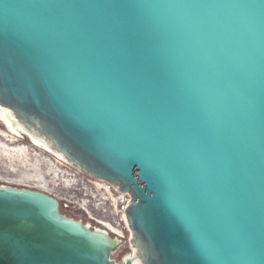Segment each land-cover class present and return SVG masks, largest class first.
Here are the masks:
<instances>
[{
    "label": "water",
    "instance_id": "obj_1",
    "mask_svg": "<svg viewBox=\"0 0 264 264\" xmlns=\"http://www.w3.org/2000/svg\"><path fill=\"white\" fill-rule=\"evenodd\" d=\"M0 127L130 196L0 181V264H264V0H0Z\"/></svg>",
    "mask_w": 264,
    "mask_h": 264
},
{
    "label": "built area",
    "instance_id": "obj_2",
    "mask_svg": "<svg viewBox=\"0 0 264 264\" xmlns=\"http://www.w3.org/2000/svg\"><path fill=\"white\" fill-rule=\"evenodd\" d=\"M62 163L68 165L65 162ZM63 164L57 162L61 170L60 176H56V188L48 194L77 206L97 224L123 238L118 249L124 248L127 245V239L119 214L123 212L120 206L130 201V196L117 191L108 183L83 174L72 166L63 170L60 166Z\"/></svg>",
    "mask_w": 264,
    "mask_h": 264
},
{
    "label": "bare ground",
    "instance_id": "obj_3",
    "mask_svg": "<svg viewBox=\"0 0 264 264\" xmlns=\"http://www.w3.org/2000/svg\"><path fill=\"white\" fill-rule=\"evenodd\" d=\"M6 133L7 132L0 130V136L4 138L3 141L0 140V164H4L12 173L17 172V175L15 178L5 179L1 172L0 181H3L1 179L3 178L5 179V183L25 187H31V185H33L32 188H36L39 191L47 193L53 192L56 188V183L52 182L53 185H51V182L46 179V173L43 169V173H41L40 168L44 166L53 178H56L55 176L59 177L61 170L58 168L56 162L51 158L43 156V152L37 153L36 151H31L29 146H13L15 141H18V138ZM17 161H19L18 163L22 164L24 168H21L22 166H17Z\"/></svg>",
    "mask_w": 264,
    "mask_h": 264
},
{
    "label": "rangeland",
    "instance_id": "obj_4",
    "mask_svg": "<svg viewBox=\"0 0 264 264\" xmlns=\"http://www.w3.org/2000/svg\"><path fill=\"white\" fill-rule=\"evenodd\" d=\"M0 130L1 131H3V132H7L8 133V135L10 134V135H12V136H15V137H17L18 138V141H15V143L13 144V146H19V145H25V146H29L30 147V149H31V151H36L37 153H42V155L43 156H46L47 158H51L52 160H54L55 162H56V164H57V162L58 163H61V164H63L62 162H64V161H62V160H60L59 158H57L56 156H54V155H52L51 153H49V152H47L46 150H44V149H42L41 147H39V146H37V145H35V144H33V143H31V142H29L28 140H25V139H23V138H21V137H18V136H16V135H14V134H12V133H10V132H8L7 130H5V129H3V128H1L0 127ZM6 133V134H7ZM0 140H4V138L2 137V136H0ZM41 151V152H40ZM19 161H17V166H22L21 168H24V166L22 165V164H20V163H18ZM1 163V162H0ZM19 164V165H18ZM60 166H62L61 168L63 169V170H67V169H69L70 168V165H60ZM42 169H43V171L46 173V179H47V181H50L51 182V185H53V183L52 182H57V179L56 178H53V176L50 174V173H48V171H47V169L43 166V167H41L40 168V170H41V173H43L42 172ZM2 172V173H1ZM6 172V173H5ZM0 173L2 174V175H4L3 176V178H5V179H8V178H10V179H12V178H15L16 177V173L17 172H14V173H12L11 171H10V169L8 168V167H6L4 164H0ZM10 175V176H9ZM12 176V177H11ZM56 177V176H55ZM3 178H1L3 181H1V182H4V180L5 179H3ZM21 186V185H20ZM32 186L33 185H31V187H29V188H32ZM123 248H120V249H117L113 254H112V258H114L117 254H119V252L122 250Z\"/></svg>",
    "mask_w": 264,
    "mask_h": 264
}]
</instances>
